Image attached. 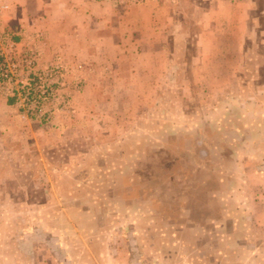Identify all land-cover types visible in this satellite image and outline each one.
Masks as SVG:
<instances>
[{"label": "rangeland", "instance_id": "obj_1", "mask_svg": "<svg viewBox=\"0 0 264 264\" xmlns=\"http://www.w3.org/2000/svg\"><path fill=\"white\" fill-rule=\"evenodd\" d=\"M99 1L168 26L70 76L0 0V264H264V0L211 43L209 0Z\"/></svg>", "mask_w": 264, "mask_h": 264}, {"label": "crops", "instance_id": "obj_2", "mask_svg": "<svg viewBox=\"0 0 264 264\" xmlns=\"http://www.w3.org/2000/svg\"><path fill=\"white\" fill-rule=\"evenodd\" d=\"M16 1L14 6L22 13L15 21L21 24L19 36L15 39L18 46L31 44L30 35L41 31L45 37L39 44L42 64L53 61L67 64L70 76L81 68L80 61L103 60L123 46L129 51L137 42L152 44L160 39L154 36L138 38L137 32L141 28L153 26V30H157L168 26L163 3L155 1L129 9L112 1L99 0ZM246 4L244 0H209L205 13L210 19L206 25L211 24V31L205 32L209 35L205 43L213 40L214 29L219 27L216 22L220 20L225 24L226 20L239 24L241 28L246 25V9L241 13Z\"/></svg>", "mask_w": 264, "mask_h": 264}, {"label": "built area", "instance_id": "obj_3", "mask_svg": "<svg viewBox=\"0 0 264 264\" xmlns=\"http://www.w3.org/2000/svg\"><path fill=\"white\" fill-rule=\"evenodd\" d=\"M124 1V0H121ZM131 3H145L147 0H127ZM16 42H11L10 47L16 46ZM23 61L26 63L28 67L32 66L37 61V55L35 53H24L23 55ZM12 66L17 69L18 64L12 63ZM10 68V73L8 72V69ZM14 70L11 69V65L7 64V55L3 52V48L0 47V78L2 77H9L10 75H14ZM35 90V88H34Z\"/></svg>", "mask_w": 264, "mask_h": 264}, {"label": "trees", "instance_id": "obj_4", "mask_svg": "<svg viewBox=\"0 0 264 264\" xmlns=\"http://www.w3.org/2000/svg\"><path fill=\"white\" fill-rule=\"evenodd\" d=\"M14 100H15L14 98H10L9 102L12 104V103H14Z\"/></svg>", "mask_w": 264, "mask_h": 264}]
</instances>
